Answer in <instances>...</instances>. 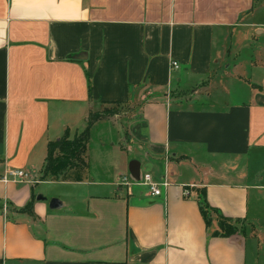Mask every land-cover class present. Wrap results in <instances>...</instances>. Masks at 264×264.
I'll list each match as a JSON object with an SVG mask.
<instances>
[{
  "label": "crops",
  "instance_id": "0c3cea01",
  "mask_svg": "<svg viewBox=\"0 0 264 264\" xmlns=\"http://www.w3.org/2000/svg\"><path fill=\"white\" fill-rule=\"evenodd\" d=\"M261 69L264 0H0V177L19 168L39 178L0 181L1 264H264ZM247 70L250 87L234 89L242 100L202 103V90ZM112 100L138 110L93 123L81 179H41L48 141ZM131 160L138 179L167 182L161 195L118 185L135 179ZM42 183L66 192L45 196ZM202 189L243 219L241 231L209 234ZM31 198L33 216L20 210Z\"/></svg>",
  "mask_w": 264,
  "mask_h": 264
},
{
  "label": "trees",
  "instance_id": "16d2710c",
  "mask_svg": "<svg viewBox=\"0 0 264 264\" xmlns=\"http://www.w3.org/2000/svg\"><path fill=\"white\" fill-rule=\"evenodd\" d=\"M130 104L129 100L93 101L92 106L88 109L85 126L82 129L76 131L73 136H70L69 130L66 129L60 137L48 141L41 169V179L80 180L87 168V146L91 126L97 120L120 114L121 107L125 105L130 107ZM131 110L133 112L134 109ZM127 136L128 131L125 128L123 139ZM196 199L210 235L228 237L241 231L244 224L243 219L226 216L217 207L210 205L206 199L204 189L198 191ZM20 210L33 216V198Z\"/></svg>",
  "mask_w": 264,
  "mask_h": 264
},
{
  "label": "rangeland",
  "instance_id": "374dc122",
  "mask_svg": "<svg viewBox=\"0 0 264 264\" xmlns=\"http://www.w3.org/2000/svg\"><path fill=\"white\" fill-rule=\"evenodd\" d=\"M237 49V46H233L232 50ZM231 50V51H232ZM219 70V69H218ZM222 71V70H221ZM248 73L242 74L243 77H241L240 79L236 76V78H232L229 82H223L221 80H217L216 82H214L211 86H209L210 88H206L205 91L209 92L206 93L204 90H202V94H204L203 98H202V103L204 105L207 106H211V107H222L224 106L226 103L230 102V101H234V100H242L243 99V94H239V93H234V89H236V85L237 83H239V85H244V83L247 85H251L250 84V80H254L253 76H251V73H249L250 71L247 70ZM261 72V73H260ZM259 73L254 74V76H259L261 78L264 77V69H261ZM257 76V77H258ZM250 77V79H249ZM249 85H247V89L250 87ZM191 85H184L181 84L180 87L185 89L186 92L190 93L192 90V87H190ZM229 90H230V94H229ZM184 91V92H185ZM206 95V96H205ZM192 102V101H190ZM121 113H120V118H122L123 121H125L127 116L132 115L131 113H136L138 110V107L135 103H132L130 105V107L128 105L122 106L121 107ZM131 109H134L133 112ZM124 130V129H123ZM101 133L97 132V130H95V132L93 133V138H92V143H91V150L94 154V163L96 164L98 159L97 156L95 154V152H98V150H100L101 148V142L99 140V137H101ZM131 155V153H130ZM99 158V157H98ZM93 167L95 168L96 166L93 165ZM181 170V169H180ZM35 179H39V178H35ZM37 182H32V184H35ZM39 187V189H38ZM35 190H41V192H43V194H45V196H50V194L54 193V192H66L65 190V186L62 184H50V183H42L39 186L36 187Z\"/></svg>",
  "mask_w": 264,
  "mask_h": 264
},
{
  "label": "built area",
  "instance_id": "2783aa9c",
  "mask_svg": "<svg viewBox=\"0 0 264 264\" xmlns=\"http://www.w3.org/2000/svg\"><path fill=\"white\" fill-rule=\"evenodd\" d=\"M172 68H178L179 64L177 61H171L170 63ZM0 181L7 182H38L39 179H35L33 175L30 174L28 170L19 169V168H7L0 177ZM118 185L125 186L127 189L130 188L133 184H139L145 186L151 196H159L162 193V188L167 185L166 181H157L152 178L148 173L142 175L139 179H133L127 176L126 174L121 175L117 181ZM188 191L185 190V194ZM4 210L6 206H3Z\"/></svg>",
  "mask_w": 264,
  "mask_h": 264
},
{
  "label": "water",
  "instance_id": "95a60500",
  "mask_svg": "<svg viewBox=\"0 0 264 264\" xmlns=\"http://www.w3.org/2000/svg\"><path fill=\"white\" fill-rule=\"evenodd\" d=\"M129 171L131 173V175L135 178L138 179L139 177V164L137 160H131L129 162ZM42 196H37V199H42ZM59 205V201L56 198H52L49 201V206L51 208H55Z\"/></svg>",
  "mask_w": 264,
  "mask_h": 264
}]
</instances>
